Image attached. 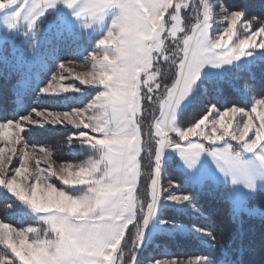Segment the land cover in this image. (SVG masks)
<instances>
[{
	"label": "snow or ice",
	"instance_id": "snow-or-ice-1",
	"mask_svg": "<svg viewBox=\"0 0 264 264\" xmlns=\"http://www.w3.org/2000/svg\"><path fill=\"white\" fill-rule=\"evenodd\" d=\"M58 3H64L75 10L76 16L91 22H103L109 12H114L106 36L98 42V46H104L102 58L95 52L92 54L95 65L99 66L98 72L84 78L75 77L86 85L98 83L103 90L86 107L73 109L71 113L36 112L37 116L44 117L43 122L57 124L66 120L78 129L83 126V129L98 133L100 138L81 131L75 138L98 152L99 157L90 159L85 165H77L76 171H71L72 165L62 166L59 172L51 171V175L58 176L64 185L85 186L75 194L57 189L43 174L38 175L34 185L28 186L26 191L17 183L16 177L27 179V145H24L23 162L11 178L6 175V163L11 157H5L4 150L0 149V186L41 214V219L55 234L51 240H42L37 235L29 243L26 232H37V229L17 232L11 225L0 223V243L10 249L21 264H120L119 246L129 225L136 220L137 208L143 216L137 225L134 249L144 243L145 230L156 215L164 191L160 183L161 166L168 148L178 149L189 169H195L201 154L208 152L233 189L243 186L248 190L258 187L264 190V110H257L258 107L264 109V98L254 99L250 111L238 106L221 111L216 104H209L206 112L188 127L180 126L178 120V110L192 93L205 66L219 69L253 56L249 50H264V19L246 18L247 5L230 10L221 4L219 7L228 26L222 34L213 37V6L205 0L202 20L191 28L190 35L185 33L181 38L178 34L185 32L181 12L190 6L184 0H0V11L15 8L9 26L15 27L22 18L28 22L31 31L37 29L40 18L48 9ZM169 9L172 11L168 12ZM238 25L245 35L233 43ZM257 37L261 40L259 44L255 43ZM169 39L175 45L171 54L166 44ZM257 58L264 61V52H258L243 68L255 66ZM160 61H171L175 66L174 80L170 86L164 85L163 94L154 100V95L161 89L157 82ZM64 67V64L60 65L61 69ZM236 67L242 69L239 64ZM50 88L51 84L42 92L48 93ZM145 88L146 91H142ZM244 88L248 90L247 85ZM62 91L79 89L68 86ZM145 102L148 105L155 103L159 109L151 125L154 133H147L153 141L151 147L141 136L140 119ZM90 110L91 115H88ZM236 115L240 120L233 125ZM25 122L42 123L33 120L31 115L21 117L15 123L8 120L0 123V138L9 137L6 128L15 127L24 132ZM174 133L185 143L174 142ZM20 139L17 135L12 143H18ZM201 141L208 142V146ZM232 141L237 142L236 147ZM9 151L15 154V148ZM142 152L147 153L149 163L153 165L146 211L145 205L134 195L141 176ZM46 155L50 157L51 153ZM207 180L216 181L213 177ZM41 181H44L43 187ZM168 187L176 185L169 181ZM235 196L232 191V197ZM168 198L178 204L193 199L190 194H173ZM13 233L20 238L18 243L14 241ZM0 264L16 262L5 254L0 256ZM188 264L193 262L188 261ZM195 264H212V260L197 257Z\"/></svg>",
	"mask_w": 264,
	"mask_h": 264
},
{
	"label": "rangeland",
	"instance_id": "rangeland-1",
	"mask_svg": "<svg viewBox=\"0 0 264 264\" xmlns=\"http://www.w3.org/2000/svg\"><path fill=\"white\" fill-rule=\"evenodd\" d=\"M174 2H179V0H174ZM184 2L188 3L190 6L186 9H182L181 12L182 26L185 28L184 33L178 34L179 37L181 38H183L185 33L190 35L191 28L197 23L198 20H202L204 13L203 4L205 3V0H196V2L194 0H184ZM207 2L213 6V29L211 35L215 37L219 34H222V30L228 26L227 22L223 18L224 13L221 11L219 7L221 4L223 5L226 4L224 0H207ZM228 8L230 10H235L230 7ZM171 11L172 9L168 10V12ZM184 12L186 13V17L189 23L184 18ZM14 13H15V8H10L0 11V66L5 65V69H4L5 71L10 69L12 72H15V77L9 83L12 92L14 90L19 92V88H22L25 85H28L29 83H33L34 87H36L38 90V93L35 94V98L38 97V99H42L41 101H44L47 98L59 99V105L61 106H59V108L57 109L50 108V106L37 108L35 109V111H33L34 110L33 109L30 113L15 118L13 120L14 123L16 120L20 119L21 117L31 115L33 120L42 122L41 124H28L27 122H25L24 132H20L15 127H12L10 129L7 128L5 129V131L9 132L10 135L8 138H0V149L4 150L5 157L8 156L11 157L10 162L6 163V169H7L6 175L8 178H11L12 176L15 175V169L21 166L23 162L24 145L26 144L27 151L29 153L28 163H27L28 171L25 174L27 175V179L25 180L23 177H16L17 183L22 184L25 187V190L27 191L28 186L34 185L36 177L40 174H43L47 182L53 184L57 189H62L64 191H68L70 194H75L78 190L83 189L85 186L64 185L58 176L51 175V171L55 170L59 172L61 167L66 165H72L73 168L71 169V171H76L77 165H85L90 159H97L99 157V153L95 152L90 156L84 154L80 156L79 159H71L69 157L68 159L62 158L63 155H60L61 159H57V160L54 158L53 154L55 151L58 152L60 151V153H62L67 149L74 150L77 148V146H82L83 151L86 152V147L88 145L82 144L79 139L75 138L76 134L80 133L81 131H87L89 135L97 136V138H100L99 134L93 133L91 129H83V126L81 127V129H78L74 125L68 124L66 120L63 121L62 123H57V124L43 122L44 117L37 116L36 112L43 111L46 113L48 112L71 113L73 109L86 107L91 102V100L94 99V97L98 94V92L103 90V86L99 85L98 83L86 85L81 83V81L77 80L75 77L77 75H80L82 78H84L89 74L98 72L99 66L95 65V62L92 59V54L95 52L100 58H102L104 46H98V42L100 39L106 36L107 34L106 32L111 25L112 19L114 18V12H109L108 16L105 18L103 22H91L83 17L76 16L75 10L68 8L64 3H58L56 7L48 9L45 15L40 18L39 22L45 21L47 22V24L43 28L37 26L41 30L39 34L36 33L37 29L30 31L28 27V22L23 20L22 18L16 23L15 27H10L9 25L11 23ZM252 17L254 16L246 13V18L250 19ZM164 19L165 21L168 20L167 14H165ZM189 24L191 25V28L189 27ZM50 25L53 28H51ZM63 26H66L67 28L65 29L66 31H64V29L62 28ZM68 31H70L71 34L73 35L71 41L68 38L69 37ZM97 32H101L103 34L100 33V36L95 40V43L93 44L92 48L89 49V51L84 52L88 45L86 47L84 46L79 48V51L77 50V47L79 46L78 42L80 40L86 41V39L89 38H91L90 40H92V36ZM46 34H50L51 37L53 38L54 37L57 38L59 36L67 37L69 42L68 47L65 49V51H62L60 47L49 48L44 44V42L40 43V41L43 39V37ZM244 35H245V31L238 25L237 37H233L232 42L235 43L237 41V38L242 39ZM31 38L33 40L30 46L24 45V42ZM75 42H77L76 43L77 47H75ZM260 42H261L260 38L257 37L255 43L259 44ZM6 44H8L7 47H5ZM166 44L168 46L169 53L171 54V52L175 48V45L172 43L170 39L166 41ZM44 49L46 50L49 49V50L45 52L43 51ZM249 51L253 52V56L244 57L240 61L235 62L233 65H225L219 69L213 68L210 65L205 66L201 70L200 78L196 82V84L199 83L205 77L207 78L215 75L220 76L223 73H227L231 69L237 68L236 67L237 64L241 66H245L248 64V62L252 61L253 58L257 56L258 52H264V50H260V49L249 50ZM80 52L83 53L81 54ZM66 53H69L71 55V58L73 57L74 54V57L72 59L64 60L63 57ZM61 64L65 65L63 69L60 68ZM171 65H172L171 61L169 62L160 61L157 64V68L160 73L157 82L161 84V89H159L157 93L154 95V100L156 96H160L163 94L164 85L170 86L174 80L173 79L172 82H169L168 80L174 75L175 72V66H171ZM61 77H63V79H61ZM49 84H51V88L49 89V92L48 93L42 92V89L44 87H47ZM68 86H74L75 88H78L79 91H69V92L62 91L64 87H68ZM195 86L193 88L192 93L182 102L178 110V120L180 126L182 127L191 126L196 121L195 120L191 124H187L183 126L179 118L180 114L184 110V107H186L193 98ZM142 91H146V88L142 89ZM252 98H253L252 101H254V99L264 98V94L261 97L253 96ZM205 102L206 104L204 107L206 112L207 110L206 107L211 103L208 101ZM252 106H253V102L249 103L248 106L243 108H245L246 111H250ZM152 109L154 110V113L153 116L151 117V125L153 124V117L158 116L159 109L157 104L154 103L152 105H148L147 102H145L144 113L140 119L141 130H142V126L147 124V118L150 116V111ZM220 109L221 111H223L225 108H220ZM257 110L261 111L264 109L258 107ZM88 115H91V110L89 111ZM238 120H240V116L236 115L233 119V125H235V122ZM6 121L8 120L5 121L0 120V123H5ZM256 123H258V120L256 121ZM65 128H67L65 134H63L60 138H56L53 144L52 142L51 143L48 142V140H43L44 138H46L44 136V134H46L45 132L49 130L51 131L53 129L59 130ZM70 128H72L73 132L71 131ZM151 133H154L153 127H151ZM17 135H19L21 139L19 140L18 143L13 144L12 140L15 139ZM172 135H173L172 139L174 142H178L181 144L185 143L181 140V138L177 134L174 133ZM141 136H142V131H141ZM249 136H251V133H249ZM192 139L200 140L199 137H193ZM201 142H204L206 146H208V142L206 141H201ZM232 143L234 147L237 146L236 141H232ZM12 148H15V154L9 151V149ZM47 152L51 153L50 157L46 155ZM173 155L177 157L178 167L181 170H183L185 173V181L191 184L201 185L206 181H210L207 180L208 177H213L216 181H212V182L217 184H222L223 186H225L227 196L232 202L234 214L239 215L243 211L254 214L264 213V210L257 204L256 201L254 203H249L250 197L251 196L254 197L255 194L261 189L258 187L256 190H248L245 189L243 186H236L233 189V186L230 184V181L224 178L223 174L219 171L215 161L209 155L208 152H204L201 154V157L195 169H189L184 159L181 157L179 150L176 148H168L164 153L163 162L161 166L160 183L164 191L161 194L156 215L149 224L148 228L145 230L144 243L138 247L139 251L138 254H136V256L132 257V253H130V250L128 251V247L130 246L131 243L128 242L126 243V246H124L123 244L124 240L121 241V245L119 246L120 251L118 255L120 257L122 256V253L125 254L124 262L122 264H133L134 258H135V264H154V262L156 261H159L160 264H171L172 261H175L176 264H188V261H192L194 263L196 260V258L170 259L169 257L161 258V259L154 258L152 260L147 258L149 256V253L145 252L142 256H145L146 258L144 257L142 261L138 262L139 259L138 257L144 245L147 243L146 244L147 248H152L153 247L152 245L153 241H151L152 240L151 238L153 237L152 235L161 229H168V230L190 229L199 236H203L207 234L206 231L203 232L195 231L194 226H186L183 225L182 223L178 224L177 222L172 221L165 212L164 205L166 204H172L175 207H186V209L188 208L191 211L195 209V206L193 205L192 201L184 202L183 204H178L168 198L170 195L173 194H184L179 191L178 182L176 181V179L173 176H171L167 171L162 170L164 160L167 157H171ZM247 155L251 157V154H247ZM37 161H39L38 164ZM150 179H151V175L146 182L143 181V184L140 190L138 191L140 197L145 201V211H146V204L150 201V195L148 191ZM169 181H171L172 184L176 185V187L169 188L168 187ZM139 184L140 182H138L134 193L136 199H137V190L140 186ZM41 185L43 187L44 181H41ZM232 191H235L236 193V196L234 198L232 197ZM0 192L1 195H4L1 197L6 196V199H8L6 205L4 206L3 211L7 210V213L11 218L17 219L16 215L18 214V212H20V210L26 212L25 215L19 217L20 224L17 226L4 221L1 217H0V223L11 225V227L16 229L17 232L21 230H26L27 228L37 229L38 230L37 232H26V236L29 243H31L32 240L37 235H39V238L42 240L43 239L51 240L54 238L55 234L51 231L50 227L41 219V214L33 211L28 205L24 204L23 201L19 200L13 194L8 192L6 188L0 186ZM135 222L136 220L134 221V223ZM135 231H137V229L132 230L133 234L135 233ZM13 238L15 242L17 243L19 242L20 238L17 237L15 233H13ZM153 239H155V237H153ZM201 243L205 244V241H201ZM1 244L4 245L3 243ZM4 247H3V253L0 254V256L9 253L10 255L7 256L10 259H15L16 264H21L19 259L15 258L14 254L11 253L10 249H8L5 245ZM131 248H133V243ZM120 262H122V260H120Z\"/></svg>",
	"mask_w": 264,
	"mask_h": 264
},
{
	"label": "trees",
	"instance_id": "trees-1",
	"mask_svg": "<svg viewBox=\"0 0 264 264\" xmlns=\"http://www.w3.org/2000/svg\"><path fill=\"white\" fill-rule=\"evenodd\" d=\"M196 2V0H194ZM225 4L232 8L238 9L247 5V13L257 17L258 19H264V0H224ZM184 18L189 23L186 13L184 12ZM47 22H38V26L43 28ZM51 28H53L50 25ZM191 28V25L189 24ZM64 31L66 26L62 27ZM61 29V30H63ZM37 34L41 30L37 27ZM101 32H97L92 36V40L86 39L80 40L79 46L75 47L79 51V48L86 47L84 52L89 51L92 48L95 40L100 36ZM103 34V33H101ZM69 39L71 41L73 35L68 31ZM67 37L53 38L50 34H46L40 43L49 48L60 47L62 51L68 47ZM32 38L24 40V45L30 46ZM67 41V42H66ZM44 45V47H45ZM6 44L5 47H7ZM49 50V49H47ZM44 49L43 51H47ZM73 50V49H72ZM81 54L83 52H80ZM74 57V54H73ZM72 57V58H73ZM69 53H66L63 57L64 60L72 59ZM171 66H174L173 64ZM171 68V67H170ZM5 65L0 66V120H14L19 116L30 113L33 109L50 106V108H59V99L47 98L44 101L42 99L35 98V94L38 93L33 83H29L22 88H19V92L11 90L9 83L15 77V72L10 69L5 71ZM173 70V69H172ZM174 75L169 78V82H172ZM203 85V87H201ZM248 86V90L244 86ZM98 88V87H96ZM250 90V91H249ZM264 94V61L257 58L255 66L250 69L234 68L223 73L220 76L205 77L199 83L196 84L194 89V95L190 103L184 107V110L180 114L181 124H191L197 120L205 112V101L214 103L218 108H228L232 106L246 107L249 103H252L253 96L261 97ZM54 106V107H51ZM154 110L150 111V116L147 118V124L142 126V136L146 145L151 147L153 141L149 139L147 133L151 132V117ZM72 131V128H70ZM65 129H53L45 132L43 140L54 143L56 138H60L65 132ZM73 132V131H72ZM56 143V142H55ZM96 151L92 150L89 146L86 147V152L83 151L82 146H77L74 150H65L62 153L55 151L54 158H71L79 159L80 156L87 154L88 156L94 154ZM60 153V154H59ZM70 159V160H71ZM141 176L140 186L137 190V200L145 205V201L140 197L139 190L143 184V181H147L150 177L153 165L149 163L146 152L141 153ZM162 170L167 171L178 182V189L184 194H190L193 199V205L195 209L193 211L186 207H175L172 204L164 205L167 216L178 224L186 226H194V228L204 229L207 234L199 236L192 230H178V229H161L154 233L151 238L153 241L152 248H147L144 245L138 262L142 261L145 256H142L145 252L149 253L147 258L149 259H161L169 257L178 259H194L197 257H208L212 260V264H264V213H249L246 211L241 212L239 215L234 214L231 200L227 196L226 187L222 184H217L212 181H206L201 185L191 184L185 181V173L178 167L177 157L175 155L167 157L164 160ZM70 190V189H69ZM0 192V217L10 224L19 225V217L26 214L21 211L16 215L17 219L11 218L7 210H4V206L7 203L6 196L1 197ZM9 197V196H7ZM257 202V204L264 210V190H259L254 197H250L249 203ZM28 214V213H27ZM29 215V214H28ZM143 213H141L139 207L137 210V219L134 224L128 227L125 233L124 246L130 242L128 251L132 253V257L138 254L139 248H131L133 240L136 235V231L133 234L132 230L137 229V225L142 221ZM211 233L209 235L208 233ZM131 234V235H130ZM150 241V242H151ZM201 241H205L201 243ZM122 244V246H123ZM0 243V254L3 253V247ZM121 246V247H122ZM5 248V247H4ZM6 255H10L6 253ZM127 255V254H126ZM142 256V258H141ZM122 264L124 262L125 254L120 256ZM146 258V257H145ZM196 261V260H195ZM195 264V262L193 263Z\"/></svg>",
	"mask_w": 264,
	"mask_h": 264
}]
</instances>
